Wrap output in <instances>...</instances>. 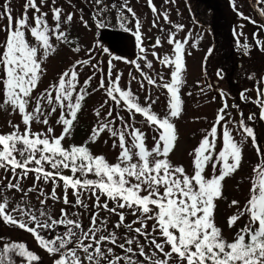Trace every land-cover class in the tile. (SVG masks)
<instances>
[{
  "label": "snow or ice",
  "instance_id": "snow-or-ice-1",
  "mask_svg": "<svg viewBox=\"0 0 264 264\" xmlns=\"http://www.w3.org/2000/svg\"><path fill=\"white\" fill-rule=\"evenodd\" d=\"M41 4L45 0H40ZM55 2V0H53ZM102 0H96L100 4ZM167 3L168 0H165ZM261 2V0H257ZM149 7L155 13L156 9L152 5V0H148ZM126 7V0L125 5ZM24 12L21 17L14 18L11 15L8 3L3 5V15L8 20L5 28L6 40L3 44V51L0 52V96L3 103L0 108L10 106L19 112L25 131L19 132V126L14 125V131L8 134H0V168L5 171L11 170L13 176H17V169L20 170L19 176L26 177L30 172L36 174V179H43L45 183L51 181L53 189L50 196L45 195L40 189L38 200L43 206L47 199L57 200L56 185L57 179L63 181L65 195L63 203L68 205L67 190L71 188L76 197L75 205L87 208L81 196L84 192H90L96 199L94 208H102L105 211L119 215V221L115 228L125 227L127 230L135 232L146 239L152 235L147 232L145 221L155 220L153 232L159 231L161 242L153 237L148 240L150 245L162 254L163 259L159 258L155 252L151 256L146 254L145 248L135 237L127 238L125 243L117 244L115 231L107 235L102 234L107 229V218L100 220L97 224L98 212H93L90 217V227L87 231L82 229L79 220L69 219L66 210H60V218H53L51 214L39 210L37 216L30 207H16L8 210L9 198L5 195L0 201V219L6 224L18 226L31 233L38 244L49 254H59V258L54 260V264H264V162L258 163L254 168V176L251 180L249 197L243 207L236 214L228 218V227L232 228L238 220L247 215L248 222L236 233L234 239L229 242L222 235V230L214 222L215 200L222 196V181L230 174L234 173L242 162L241 142H236L228 128L223 130V144L221 150L213 155L217 143V125L224 120V110L228 107L227 103L220 109L212 128L202 138L199 146L194 150V174L189 176L183 166H173L168 157L175 147L177 141V129L172 122L181 114V97L178 95L180 85L183 83L181 75L184 68L182 58L183 45L177 41L175 43L174 60L169 61L168 57L164 62L174 65L171 71V82L163 84L167 89L168 111L164 117L158 116L152 111L151 104L142 106L134 93L124 90L120 86L121 76L118 74L112 79V61L109 60L108 81L105 84L101 78L99 88L104 89L107 97L117 106H122L132 115L142 114L145 122L154 128L158 133V138L153 137L155 144L149 150L146 147L145 133L138 128L128 124L123 125V130L114 129L111 121L100 123L94 126L89 140L84 145H71L65 148L62 141L72 134L74 122L77 120L78 112L81 110L82 102L88 92L86 86L92 77L84 81L85 87H81L76 92L78 81L77 65H89L90 59L78 60L69 70L60 74L58 83L50 85L48 90L41 93L40 98L35 102L32 111H28L29 101L33 90L38 86L42 73V60L47 59L50 53L55 51L50 37L55 36L56 40L68 43L67 34L60 31V8H53L52 18L57 21L54 28H50L45 16L36 4V0H26ZM35 9L34 26L28 24V10ZM101 12L104 9H100ZM127 11L135 13L131 8ZM241 16L242 13H239ZM264 16V9L260 11ZM165 20L168 19L164 13ZM73 16L67 14L66 22H71ZM118 19L125 20L123 13H118ZM255 23V21H252ZM104 22L100 21L98 27H104ZM120 28L127 31L124 23H120ZM183 25H177L182 28ZM241 27H243L241 25ZM25 29L36 41V45H30L26 40ZM240 33L239 35H242ZM137 46L144 52L139 32V21H137V31L135 33ZM239 35L233 29V36L236 37V46L243 49L244 54H248L250 46L245 38V43L241 44ZM255 33L253 37L255 39ZM169 44L173 43L171 37ZM260 41H256L260 45ZM160 44L159 38L156 45ZM75 52L80 48L75 47ZM264 50V49H262ZM108 52L107 48L103 49ZM212 51L211 49L209 50ZM91 53V49L89 50ZM155 55V53H153ZM119 59V57H117ZM96 67V65H92ZM149 68L152 64L147 65ZM140 65L137 64L139 70ZM222 76V72H217ZM253 77L250 76L249 79ZM264 81V78H262ZM149 84H155L148 78ZM143 87V85H142ZM75 92V95H74ZM55 93V95H53ZM223 96V92H221ZM241 98L245 99V94L241 93ZM46 100L48 105L54 103L59 106L61 115L57 123L63 125L59 137L45 135L44 133H34L31 131L33 121L47 125L49 120L42 108V101ZM107 103V101H105ZM260 106V117L264 119V90L257 89V99L255 101ZM57 108H51V112H56ZM113 110L109 109L107 115L112 116ZM50 114V113H49ZM96 115L100 112L97 110ZM44 117L41 119V117ZM123 121V117L119 116ZM253 119L249 116V120ZM11 123V122H9ZM129 127L131 131L128 132ZM240 127L247 137H251L253 144L256 143L254 130L240 121ZM112 137H118L121 149L117 157V163L110 164L103 155L93 156L87 147L89 142L95 143L99 136L105 131ZM53 128L48 127L47 133H53ZM126 134L131 136V146L126 144ZM116 145L114 144L113 147ZM17 154L19 158L17 157ZM258 155H264L257 149ZM134 158L136 162H133ZM219 162V165L218 163ZM34 164L35 167H29ZM51 167V171L45 169V165ZM211 165L213 175L209 178L205 176V169ZM219 166V174H215ZM62 169H70L72 176L63 175ZM80 173L81 179L76 176ZM92 173L96 179H87V174ZM135 183H132V180ZM9 190L22 191L20 181L16 183L9 181L5 186ZM28 189L29 192L34 190ZM163 189V191H161ZM3 189H0L2 192ZM146 191L147 194H142ZM106 196L108 200L115 203V207L109 208L107 201L101 205L100 197ZM43 197V199H41ZM238 201L233 200L231 205H238ZM119 209H129L131 214L137 216L133 224L140 223V227L133 228L132 224H125L123 212ZM155 209V210H154ZM12 213H18L20 217L27 220L17 219ZM46 219H42L45 218ZM29 222L34 223V227L29 226ZM57 225H63V234H57L53 238H45L41 230L55 229ZM76 229H80L79 234ZM99 234V235H98ZM98 237V238H97ZM108 242L116 245L125 253L115 255L112 247L102 248V244ZM136 244L138 251H134L131 245ZM127 245V247H126ZM165 246H169V251H165ZM83 252V258L78 254ZM13 256L22 258L26 264L40 262L41 257L29 250L23 242L5 243L0 250V264H14ZM142 257L143 260L134 259Z\"/></svg>",
  "mask_w": 264,
  "mask_h": 264
},
{
  "label": "rangeland",
  "instance_id": "rangeland-1",
  "mask_svg": "<svg viewBox=\"0 0 264 264\" xmlns=\"http://www.w3.org/2000/svg\"><path fill=\"white\" fill-rule=\"evenodd\" d=\"M6 2L15 20L22 16L26 0H0V52L3 51L2 46L6 40L5 28L8 24V20L3 15V5ZM36 4L41 12L46 14L45 19L50 28H54L57 23L52 18L51 10L53 8L62 10L59 30L67 34L69 42L58 41L54 35L50 37L55 51L50 53L47 59L42 60V68L45 71L41 75L38 86L31 94L27 110L32 111L41 93L48 90L50 85L58 83L60 74L69 70L76 61L90 59L89 65H77L76 92L81 87H85L84 81L88 77L91 76L92 79L86 86L88 95L82 102L81 110L78 112L77 120L72 128V134L62 141L66 148L71 145H84L89 140L94 126L111 121V126L114 129L123 130V125L126 123L143 131L146 137V147L150 150L155 144L153 137L158 138V133L145 122V117L142 114L132 115L122 106L115 105L107 97L104 89L99 88V84L101 78H104L105 84H107L109 60H111L112 79L114 80L115 76L119 74L121 88L132 91L142 106H148L153 100L156 101L151 104L152 111L158 116L164 117L168 111L170 94L163 84L171 82V71L174 70V65L164 62V58L168 57L169 61L174 60L175 43L179 41L183 45L184 68L181 73L183 83L178 92L181 97V114L172 120L177 129V141L168 159L173 166H183L186 174L193 175L194 150L212 128L218 109L227 103L228 107L223 113L224 120L217 125V143L213 155L215 156L221 150L223 130L226 126L236 142L243 141L240 144L242 162L238 170L222 181V196L215 200L214 222L222 230L223 237L231 242L238 230L248 222V217L247 215L241 217L232 228L228 227V218L243 209L249 197L251 180L254 176L253 168L258 163L264 162V155L257 154V149L264 153V119L260 117V106L255 103L257 89L264 90V81H262L264 78V50H262L264 49V16L260 15V11L264 9V2L260 4L261 9L258 10L255 0H168L167 3L165 0H152V5L156 9L155 13L149 7L148 0H126V7L124 6L125 0H102L100 4H97L96 0H55V2L45 0L43 4L40 0H36ZM102 8L103 12L100 11ZM127 8H131L135 15L128 12ZM121 12L126 17L123 21L118 19V13ZM69 13L72 14L73 19L71 22H66V16ZM164 13H167V20L164 18ZM239 13L243 15L241 16ZM34 14H37L35 9L30 8L27 13L30 26H34ZM100 21L104 22V27L95 25ZM137 21H139V32L144 52H141L140 47L137 46L135 35ZM228 21H230V29H235L238 35L243 33L239 35L241 44H244L245 38H247V43L250 46L248 54H244L243 49L236 45L233 46V52L238 51L239 55L218 45L220 38L215 35L214 28L219 34H223L222 43H226L228 31L225 30ZM120 23L125 24L127 31L120 28ZM177 25H183V27L178 29ZM25 33L29 44L36 45V41L27 29H25ZM253 33L256 34L255 39ZM170 37L173 40L172 44L168 42ZM158 38L160 44L156 45ZM234 39L236 40V37ZM257 40L261 42L260 45L256 44ZM225 45L228 46V44ZM75 47L80 48L78 53L73 50ZM104 48H107L108 52H104ZM90 49L91 53H89ZM149 63L152 64L151 68L147 66ZM137 64L140 65L139 70ZM92 65H96V67ZM218 71L222 72V76L217 75ZM250 76L253 78L249 79ZM148 78L153 79L156 83L149 84ZM206 79L210 80V84ZM216 89L226 93L223 99L224 103L215 91ZM242 92L245 94V99L241 98ZM2 103L3 97L0 96V104ZM41 106L49 123L45 125L33 121L30 126L31 131L44 133L49 137H59L63 129V125L57 123L61 115L59 106L55 103L48 105L46 100L42 101ZM54 106L57 110L53 113L51 108ZM109 109L113 110L111 117L107 115ZM97 110L100 112L99 116L96 115ZM119 116L123 117V121L119 119ZM249 116H252L253 119L249 120ZM43 118L42 116L41 119ZM241 120L254 130L255 144L240 127ZM14 125L19 126L20 133L25 131V125L22 123V117L18 111L13 110L10 106L0 108V132L11 133L14 131ZM48 127L53 128V133H47ZM131 127L128 132L131 131ZM114 144L115 147H113ZM126 144L131 146V136L127 134ZM87 147L93 156L103 155L110 164L117 163V157L121 151L118 137L110 136L107 130L99 136L95 143L89 142ZM133 162H136L135 158ZM217 163L219 165V162ZM45 168L51 169L47 164ZM62 171L73 175L70 169H62ZM204 174L209 178L213 175L210 164L206 167ZM215 174H219V166ZM76 176L80 177V173H76ZM86 178L96 179L92 173L87 174ZM17 180L20 181L22 191L9 190L5 187L9 181L16 183ZM131 182L135 183L136 181L133 179ZM62 184L58 181L56 185L58 199L55 201L47 199L42 206L37 198L39 191L43 189L45 195L50 196L53 189L51 181L45 183L43 179L37 180L36 175L31 172L21 178L17 171V176L14 177L10 169L5 171L0 168V189H3L0 192V201L6 195L9 198V211L19 204L22 207H30L37 216H39V210L43 208L53 218H60V210L64 208L68 218L78 219L84 231L90 227V217L93 212H98L97 224L100 220L107 218V229L102 234L107 235L109 232L115 231L117 244L125 243L127 238L135 237L144 246L146 254L151 256L155 252L159 258L163 259L162 254L155 249L154 245L148 243V240L153 237L157 239V242L162 241L159 231H152L153 225L156 223L155 220L145 221V230L152 233L147 239L125 227L116 229L114 226L119 221V215L102 208H94L96 199L91 196L90 192L86 191L81 196L87 208L73 207L76 197L73 195V190L69 188L67 199L70 203L65 205L63 203L65 191ZM33 186H35L34 190L29 192L28 189ZM142 194L147 193L145 191ZM233 200L238 201V205H231ZM106 201L110 209L115 207V203L108 200L106 196L100 197L101 205ZM117 212L124 213L125 224H132L133 228L141 226L138 222L133 224V221L137 220V216L132 215L131 210L117 208ZM12 214L17 219L27 220L26 217H20L18 213ZM42 219H46V217ZM29 226L34 227L35 225L29 222ZM65 230L63 225H57L55 229L41 230V234L45 238H53L57 234H63ZM76 231L79 234L80 229H76ZM12 242H23L29 250L40 256L41 261L34 262V264H54V260L59 258L58 253L49 255L31 233L18 226L6 224L0 219V250H2L3 244ZM107 247H112L115 255L125 254L116 245L108 242L102 244V248ZM131 247L134 251H138L135 243ZM169 250V246H165V251ZM78 254L83 258L82 251H79ZM134 259L143 260L142 257H134ZM13 262L14 264H26L22 258L16 256H13ZM84 264H87V261ZM173 264H178V262L173 261Z\"/></svg>",
  "mask_w": 264,
  "mask_h": 264
},
{
  "label": "trees",
  "instance_id": "trees-1",
  "mask_svg": "<svg viewBox=\"0 0 264 264\" xmlns=\"http://www.w3.org/2000/svg\"><path fill=\"white\" fill-rule=\"evenodd\" d=\"M225 1V0H224ZM200 18V17H199ZM207 20H210V19H207ZM229 22L230 21H228V26H227V29L225 30V31H228L227 32V36H226V39H227V41H226V43L225 42H223L222 43V38H223V34H219V32L217 31V30H215V28H214V32H215V35L218 37V38H220V40H219V42H218V45L221 47V45H222V47L221 48H223V49H225V50H228L229 49V51L230 52H233V46L235 47V45H236V40L234 39V37H233V30L232 29H230L229 28ZM210 31V30H209ZM226 35V34H225ZM224 35V36H225ZM225 44H228V46L227 45H225ZM223 45H225L224 47H223ZM222 50V49H221ZM233 53H235V55H239V53H238V51L237 52H233ZM235 55H234V57H235ZM233 57V56H232ZM227 60V59H226ZM237 64L235 65V67L237 68ZM230 83H231V80H230ZM0 134H6V133H0ZM66 148V147H65ZM17 157L19 158V156L17 155ZM29 167H35V165L34 164H32V165H29ZM46 169V168H45ZM47 171H51L52 169H46ZM17 171L18 172H20V170L19 169H17ZM31 173H33L34 175H36L34 172H31ZM62 173H63V175H66V176H71V175H69V174H66V173H64L63 171H62ZM58 181H60L59 179H57V184H58ZM60 182H62L63 183V181H60ZM62 186L64 187V185L62 184Z\"/></svg>",
  "mask_w": 264,
  "mask_h": 264
},
{
  "label": "flooded vegetation",
  "instance_id": "flooded-vegetation-1",
  "mask_svg": "<svg viewBox=\"0 0 264 264\" xmlns=\"http://www.w3.org/2000/svg\"><path fill=\"white\" fill-rule=\"evenodd\" d=\"M256 2H257V0H255V4H256ZM264 2V0H261V2H257V6H258V10H260L261 8L259 7L260 6V4H262ZM257 31V30H256ZM259 31H260V29H259ZM262 31V30H261Z\"/></svg>",
  "mask_w": 264,
  "mask_h": 264
},
{
  "label": "water",
  "instance_id": "water-1",
  "mask_svg": "<svg viewBox=\"0 0 264 264\" xmlns=\"http://www.w3.org/2000/svg\"><path fill=\"white\" fill-rule=\"evenodd\" d=\"M208 82L210 83V80H208Z\"/></svg>",
  "mask_w": 264,
  "mask_h": 264
}]
</instances>
